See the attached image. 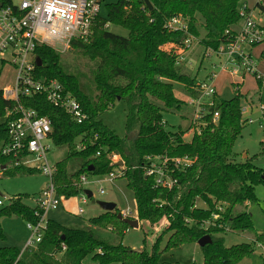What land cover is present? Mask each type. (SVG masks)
Listing matches in <instances>:
<instances>
[{
  "label": "trees",
  "instance_id": "16d2710c",
  "mask_svg": "<svg viewBox=\"0 0 264 264\" xmlns=\"http://www.w3.org/2000/svg\"><path fill=\"white\" fill-rule=\"evenodd\" d=\"M150 1L152 9L142 0H117L107 4V15L96 17L89 38L72 42L71 48L94 62L89 72L65 63L51 46L37 47L36 54L42 59V64L36 67L37 74L60 81L75 96L88 114L84 122L74 121L44 95L25 101L40 115L49 117L53 143L67 148V156L56 162L54 182L60 195L80 194L83 188L79 187L78 180L82 173L107 174L118 167L111 156L120 155L126 166L123 176L136 200L139 222L157 225L165 220L162 234L150 251L145 247L132 249L122 242L104 239L90 227H68L49 219L41 242L37 248L23 252L21 264H172L161 259L165 250L197 242L207 234L212 241L201 247L203 264H234L250 255L258 242L264 243V232L257 233L250 243L232 246L225 245L223 236L229 230L253 228L251 214L238 210L237 205L256 200L255 185L264 182V169L252 159L245 162L232 159L234 142L245 122L241 111L242 94L237 90L230 99L217 95L213 110L219 111L218 123L193 135L190 141L184 139L185 130L168 131L162 120V109L184 105V100L175 96V84L183 85L187 95H195L197 83L195 77L177 68L176 52L185 34L168 30L167 20L182 14L189 20L190 32L198 36L201 24L205 30L201 43L206 48L216 49L225 40V31L238 23L239 7L244 0ZM2 2L14 5L13 0ZM261 7L264 9V5ZM110 25L121 26L128 34L115 33L109 29ZM116 100L123 101L127 108L124 137L101 118ZM12 106V101L4 98L0 88V116H5ZM262 120L264 122V106ZM7 137L6 121L0 125V146ZM84 137L86 147L76 149V143ZM163 153L195 158L192 166L177 172L179 184L171 190L155 187L152 177L144 175L139 167L132 168L140 165L146 155ZM10 160L0 154L4 175L36 172L19 166L9 167ZM90 166H93L92 171L88 170ZM198 200L205 206H199ZM116 209L90 218V226L109 229L122 237L130 226L118 217L120 212ZM36 210L18 195L0 209V219L15 214L34 221ZM213 213L219 214L218 219L212 218ZM167 232L170 233L167 245L161 250L159 241ZM0 235H3L1 226ZM21 250L15 246L0 247V264H12Z\"/></svg>",
  "mask_w": 264,
  "mask_h": 264
},
{
  "label": "built area",
  "instance_id": "2783aa9c",
  "mask_svg": "<svg viewBox=\"0 0 264 264\" xmlns=\"http://www.w3.org/2000/svg\"><path fill=\"white\" fill-rule=\"evenodd\" d=\"M13 3L14 5H4L2 2L0 6V62L10 63L15 72L12 83L2 88L4 98L12 101L13 106L7 109L5 115L8 137L0 146V154L11 159L9 167L34 169L49 180L36 200V219L28 220L27 223L31 231L30 238L12 263L21 264L19 260L23 252L37 248L41 242L48 227V212L57 209L61 204V197H64L58 193L54 182L56 163H51L48 157L53 143L51 121L49 117L40 115L25 100L44 95L49 103L64 109L77 123L88 118L80 102L60 81L37 74L36 50L40 45H48L63 54L71 48L74 40H87L92 33L94 21L100 14L102 0H18ZM238 24V28L233 26L225 31V40L216 49L207 47L204 53L208 56L211 55L210 52L216 55L219 61L213 67H219L220 72H228L239 79L251 74L258 82H262L264 90V74L259 71L249 52L254 44L264 41V26L255 21L252 9L246 3L239 7V21L236 25ZM165 27L185 34L183 43L176 52V63L187 61L194 44L201 42L198 35L190 32L188 18L182 14L175 15L167 20ZM220 72L211 71L205 78L197 81L194 87L196 94L187 95V99H184V104L191 111L189 131L193 135L201 134L208 126L219 121V111L213 110V107L216 105V80ZM244 109L242 105L241 111ZM85 141V137L80 139L75 148L84 149ZM111 160L118 167L96 181H113L125 174L126 166L124 163L119 164L122 160L120 155H112ZM194 161L195 158L189 155L163 153L146 155L140 165L132 168L139 167L144 175L152 177L155 187L171 190L179 184L177 172L186 170ZM3 169L5 166L0 171ZM78 183L84 194L79 197V201L84 203V186L91 183L89 175L82 173ZM100 192L104 193V188L101 187ZM83 212L82 207L75 211L77 214ZM120 214L123 218L138 219L137 210L132 216L130 208L120 211ZM218 217V213H213V219ZM257 247L264 254V243L258 242Z\"/></svg>",
  "mask_w": 264,
  "mask_h": 264
},
{
  "label": "rangeland",
  "instance_id": "374dc122",
  "mask_svg": "<svg viewBox=\"0 0 264 264\" xmlns=\"http://www.w3.org/2000/svg\"><path fill=\"white\" fill-rule=\"evenodd\" d=\"M15 3L18 0H13ZM117 0H102L101 16L107 15V4ZM259 1V5L257 2ZM248 7L252 9V15L259 24L264 26V0H244ZM203 22L202 19L199 20ZM199 25L200 36H204L205 30ZM109 29L115 33L126 36L127 29L121 26L110 25ZM252 56L257 64L259 71L264 74V41L252 46ZM206 47L200 42L195 43L188 54V61L177 65V68L183 72L197 78L205 77L211 71L220 72L219 67H213L218 64V58L212 52L210 56L205 55ZM65 63L78 66L84 72L94 67V62L79 55L75 49L70 48L67 52L61 54ZM15 72L10 63L2 64L0 62V88L10 85L13 81ZM238 81L240 82L238 84ZM262 82H258L251 74H246L243 78L231 76L228 72L222 71L218 74L216 80L217 91L223 99H230L237 90L242 94V105L245 109L242 111V120L244 122L241 134L235 140L233 145L232 159L236 162H245L248 159L264 169V122L262 120V107L264 106V90ZM249 94L250 96H247ZM175 96L179 99H187L186 91L183 85L175 84ZM251 100L254 102L251 103ZM163 106V103L157 101ZM126 113L127 108L123 101L116 100L105 112L101 114L104 123L112 128L119 136L126 135ZM190 109L184 104L181 108L162 109V120L165 129L168 131H178L180 128L186 131L184 139L190 141L193 137L189 131ZM6 122L5 116H0V125ZM136 134L134 133V136ZM67 156V148L57 147L51 143V150L48 157L51 163H56ZM91 183L84 186L92 192V196L86 194V202H80L79 197L84 196L83 192L72 197H61L60 206L48 212L47 216L68 227H90L98 232L101 237L114 243L122 242L132 249L146 248L151 250L158 237L162 234L165 227V220L157 225H151L148 221L139 222V228L129 227L122 237H118L109 229H99L90 226L89 219L104 212L100 201H110L117 205L116 211L120 212L127 208L132 211V216L136 214V200L134 193L127 187V179L122 176L113 181L107 179L102 182L96 180L103 179L104 175L88 174ZM48 177L41 172L19 173L16 175H4L0 171V209L8 206L12 199L18 195L22 196V201L31 207L36 206L37 198L41 190L47 185ZM79 185V184H78ZM79 187H81L79 185ZM105 192L101 193L100 188ZM256 200L246 204L237 205L240 211H247L251 214L253 228L247 231H226L223 234L226 246H232L240 243H250L255 240L257 233L264 232V182L255 185ZM199 206L205 204L198 200ZM82 207L84 212L77 214L75 211ZM28 220L19 215H4L0 219V226L3 235H0V247L15 246L24 249L31 231L27 227ZM170 233L163 234L160 243V249L167 245ZM162 260L172 264H203L204 256L201 246L197 242H187L182 245L165 250L161 257ZM264 254L260 247L254 248L250 255L243 257L234 264H263Z\"/></svg>",
  "mask_w": 264,
  "mask_h": 264
},
{
  "label": "water",
  "instance_id": "95a60500",
  "mask_svg": "<svg viewBox=\"0 0 264 264\" xmlns=\"http://www.w3.org/2000/svg\"><path fill=\"white\" fill-rule=\"evenodd\" d=\"M144 1L145 5L149 8V9H152L153 8V4L151 3L150 0H142ZM2 5V2L0 1V6ZM36 64L38 66H40L42 64V59L38 56L36 58ZM124 162L123 160H121L119 162L120 165H122ZM88 170L92 171L93 170V166H90L88 168ZM84 192L90 197L92 196V192L88 189H85ZM101 207L104 209V211H115L117 205L116 203L114 202H110V201H100L99 202ZM118 217L120 219H123L126 223L129 224L130 227H133V228H139V220L137 218L135 219H132V218H123L121 216V214L119 213L118 214ZM212 241L211 239V236L210 235H204L202 236L198 241H197V244L201 247L205 246L207 243H210Z\"/></svg>",
  "mask_w": 264,
  "mask_h": 264
},
{
  "label": "crops",
  "instance_id": "0c3cea01",
  "mask_svg": "<svg viewBox=\"0 0 264 264\" xmlns=\"http://www.w3.org/2000/svg\"><path fill=\"white\" fill-rule=\"evenodd\" d=\"M240 24H238V25H236V26H234L235 28H238V26H239ZM252 50H253V48L251 47L250 49H249V52H250V54L252 55ZM253 57V56H252ZM187 61H188V56H187ZM187 61H184V62H187ZM257 65V64H256ZM208 75V74H207ZM206 75V76H207ZM205 76V77H206ZM205 77H201V78H197V76H195V78H196V82L197 81H199V80H201V79H203V78H205ZM218 90V89H217ZM218 95L220 96V94H219V92H218ZM247 96H250L249 94H247ZM252 102H254L253 100H251V103ZM35 207V206H34ZM74 212H75V209L73 210ZM101 214V213H100ZM99 215V214H98ZM49 218V217H48ZM49 219H51V218H49Z\"/></svg>",
  "mask_w": 264,
  "mask_h": 264
}]
</instances>
